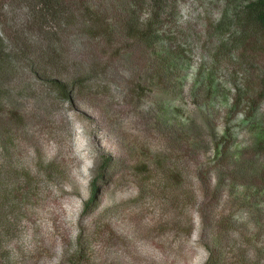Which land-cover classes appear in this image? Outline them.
<instances>
[{
  "label": "rangeland",
  "instance_id": "1",
  "mask_svg": "<svg viewBox=\"0 0 264 264\" xmlns=\"http://www.w3.org/2000/svg\"><path fill=\"white\" fill-rule=\"evenodd\" d=\"M3 2L1 20L15 11L19 28L33 23L29 9ZM100 3L121 29L123 2ZM225 8V0L168 1L162 38L150 46L63 34L72 64L90 44L105 59L120 50L109 74L72 102L28 70L6 83L0 264H205L212 239L223 264H264V185L230 179L240 166H264V153L251 150L264 132L255 92L264 53L249 40L235 54L233 44L219 50L211 27ZM9 27L0 25L5 39ZM32 34L47 44V33ZM207 185L220 187L219 200L205 203ZM80 234L84 259L73 256Z\"/></svg>",
  "mask_w": 264,
  "mask_h": 264
},
{
  "label": "trees",
  "instance_id": "2",
  "mask_svg": "<svg viewBox=\"0 0 264 264\" xmlns=\"http://www.w3.org/2000/svg\"><path fill=\"white\" fill-rule=\"evenodd\" d=\"M115 1L123 2L125 18L121 29L116 27L115 22L110 21L109 14L102 9L101 0L99 3L93 0H13L15 6L29 9L33 23L27 22L23 28H19L15 20L17 14L15 11L10 18L6 12L3 13L5 20L0 19V25H9L11 32L7 39L0 32V92L7 91L6 83L28 70L29 74L48 82L64 100L72 102L74 91L98 80L101 75L107 76L112 62L120 54L119 47L113 55L105 59L106 54L96 52L90 44L85 57L72 64V55L62 37L66 33L70 35L76 31L80 37L97 42L99 45H107L108 48L121 45L119 41L124 39H137L146 46L161 40L162 32L158 27L169 14L168 1L170 0ZM225 2V10L211 27L214 33H218L219 50L223 51L233 44L231 49L235 54L240 43L249 40L250 44H261L264 53V0H225ZM4 7L3 0L2 2L0 0V11H3ZM144 7L147 9L146 12L143 11ZM114 13L117 14V11ZM36 27L40 34L47 33L45 37L41 34L43 43H47L46 46L34 41L33 34L30 35ZM75 67L78 70L71 72L70 69ZM49 68L56 72L51 74ZM255 86L258 100L264 96V70L259 75L258 84ZM240 104L239 98L233 100L232 110L239 109ZM244 113L245 110L242 111V114ZM260 138L251 150L264 153V132H261ZM110 161L111 158H107V162ZM239 177L259 180L264 185V166L258 170L249 164V166L243 165L239 169L231 170L230 179L236 180ZM218 185L221 186V182ZM218 185L215 188L210 185L203 188L204 194H207L206 204L207 201L215 202L221 197L222 192ZM94 190H96L95 186ZM92 202L90 200L87 204V209ZM82 238L83 235L80 234L73 256L84 259L86 251L81 247ZM206 249L209 257L205 264L224 263L225 259L216 239H212V243H207Z\"/></svg>",
  "mask_w": 264,
  "mask_h": 264
}]
</instances>
